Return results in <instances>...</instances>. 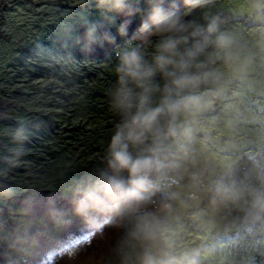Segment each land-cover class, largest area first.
Returning <instances> with one entry per match:
<instances>
[{
    "label": "rangeland",
    "instance_id": "374dc122",
    "mask_svg": "<svg viewBox=\"0 0 264 264\" xmlns=\"http://www.w3.org/2000/svg\"><path fill=\"white\" fill-rule=\"evenodd\" d=\"M176 3V11L188 20L193 21L197 13H206L200 17L203 22L205 16L218 17L219 32L230 38L226 48L209 45L200 56L209 76L214 77L223 68L218 62L224 52L242 59L245 52L239 44L248 53L257 45L264 50V45L256 40L264 34V16L257 14L253 0H193L195 6L185 4L184 0ZM138 6L142 11L132 20L128 38L148 11L147 0H140ZM233 14L238 21L233 17L231 24ZM124 19L117 16L115 24L102 19L95 0H0V183L13 189L11 196L0 195V264H42L45 260L49 264H141L146 252L159 257L165 244L177 257L199 253L201 264H264V225L254 223L249 215L252 190L264 188V144L245 161L239 162L242 157H238L234 160L238 162L226 169L234 158L229 147L242 137L236 135L245 134L240 116L234 119L241 122L236 130L226 120V113L208 119L206 122L215 128L198 140H191L187 151L191 163L180 164L186 169L179 166L169 171L140 213L99 216L104 228L93 235L74 214L72 192L82 179L95 177L106 168L111 138L121 120L110 108V92L116 81V52L126 39L117 34ZM250 21L255 26L248 27ZM88 22L102 24L98 34L110 31L116 43L94 46L84 55L77 51V57L73 51L69 58L46 56L50 48L56 47L57 52L60 47L62 53L74 45L82 48L83 41L77 43L76 38L84 37ZM233 30L235 36L231 34ZM251 38L252 45L246 44L245 40ZM155 42L153 38L144 49L149 61ZM38 66L53 70L45 73ZM211 66L217 71L210 72ZM256 67L260 70L264 66L261 63ZM235 69L239 67L235 65ZM154 79L162 92L167 81L159 73ZM47 88H57L52 91L63 96H45ZM212 89L206 92L209 98L213 96ZM161 92L153 95L152 103L160 102ZM43 115L49 119L45 133L30 134L35 139L32 148L24 143L23 158L12 159L9 149L17 147L12 138L14 129L21 123L28 127L30 121ZM195 117L181 114L177 120L182 118L184 122ZM249 118L251 121L254 117ZM168 119L161 118L162 128H167ZM201 145L212 147V151L206 153ZM218 155L222 160L216 159L208 166L206 162ZM221 167L224 168L219 171L229 170L221 184L235 188L239 193L237 199H220L213 188L203 194L209 187L211 172ZM236 173L242 177L233 178ZM53 208L59 213L55 218L49 214ZM145 213L155 214L160 221L156 238L150 241L137 235L138 217ZM85 237L89 242L76 249L75 258L70 260L66 252L63 256L55 255L64 244Z\"/></svg>",
    "mask_w": 264,
    "mask_h": 264
},
{
    "label": "clouds",
    "instance_id": "9594fccd",
    "mask_svg": "<svg viewBox=\"0 0 264 264\" xmlns=\"http://www.w3.org/2000/svg\"><path fill=\"white\" fill-rule=\"evenodd\" d=\"M139 3L140 0H95L102 19L115 24L117 16L125 17L117 34L126 39L116 52V81L110 92V108L121 120L111 138L107 166L95 177L82 179L75 186L70 201L74 214L83 220L91 235L103 231L99 216L115 213L117 217H124L140 213L168 172L179 167L187 155L194 129L192 119L177 123V118L181 114L195 117L205 104V98L195 94L209 76L199 58L209 45L223 49L230 43V38L219 32L218 17H205L204 25L188 20L176 11L179 7L176 0L171 3L147 0L148 11L128 38L132 20L142 11ZM184 3L193 4V0H184ZM253 7L258 15L264 16V0H253ZM101 27L102 24L88 22L84 37L76 38L77 43L83 41V51L91 52L94 46H103L105 42L116 43L110 31L98 34ZM153 38L156 42L149 61L144 49L152 44ZM158 73L167 83L160 103L153 107V95L161 92L154 79ZM185 90H190V94L182 95ZM165 116L169 118L166 129L160 125ZM29 136V130L22 123L14 129L12 138L17 147L9 149L12 159L25 154L24 143ZM149 140L151 143H146ZM130 147L138 151L133 154ZM261 181L264 183V175ZM12 194L10 186L0 183V195ZM215 195L220 199L239 197L235 188L222 184L217 185ZM251 195L249 215L254 223L264 225V188L252 190ZM49 214L53 218L59 215L54 208ZM138 219L139 238L155 239L159 218L145 213ZM67 255L71 260L77 256V251ZM141 264H201V261L196 252L177 257L165 244V251L159 257L146 252Z\"/></svg>",
    "mask_w": 264,
    "mask_h": 264
},
{
    "label": "trees",
    "instance_id": "16d2710c",
    "mask_svg": "<svg viewBox=\"0 0 264 264\" xmlns=\"http://www.w3.org/2000/svg\"><path fill=\"white\" fill-rule=\"evenodd\" d=\"M204 14L206 15V13H197L196 18L193 21L201 25L206 24V19L204 20L205 22H203V20H200V17ZM244 14L245 16L247 15L246 13ZM235 16L237 15L233 14V16H231V22H230L231 24H232V19ZM205 17H208V16H205ZM225 17L226 19H228L227 14L225 15ZM235 18H236L235 20L238 21V18L237 17ZM192 19L193 18H191L190 20ZM235 20L233 22H235ZM247 26L253 27L255 26V24L253 23V21H250L247 24ZM246 29L247 27L245 26L244 31ZM231 34L235 36L234 30L231 32ZM245 34H250V33L245 32ZM233 39L235 40V42L237 43L239 42L235 37H233ZM252 40L253 38H251L250 40H245L246 44L248 45L251 44ZM256 40L259 44L264 45V34H262ZM239 45L242 48H244V52H245L242 59H235L233 57H229L228 53L224 52V56L222 57L221 61L218 62L220 64H223V68L218 71L217 69L219 68V65H218V68H215L214 66H211L210 68H208L210 69L209 70L210 72L216 70L218 74L215 75L214 77L208 76L206 82L201 84L199 89L196 90L197 94L198 93L201 95L203 94L205 98V104L203 108L197 113L196 117L192 118L193 120L192 127L194 129L192 140H198L200 136L206 135L207 132H210L211 130H213V128H215L214 126H211L209 122H206L208 119H212L214 118V116L219 117L221 114L226 113L228 115L226 120L230 121L231 127L236 130V129H240L241 122L239 120H234V119L239 116L242 117V120L244 122L242 129L244 130L245 134L236 135L237 137H240V136L242 137L237 138L236 139L237 143L232 145V147H229V152L231 153L230 156L234 158L232 160L233 162L231 163L228 162L229 164L227 166L229 168H226V169H231V167H233L238 161L239 162L245 161L249 156H252L253 152L256 151V148L260 147L261 144H264V73H261V71L264 72V67L260 70H259L260 67H256L261 63L264 66V50H263V47H261L260 45H257L256 49H252L253 50L252 53H248V51L246 50L247 48L245 46L241 44ZM55 49L56 47L48 49L47 50L48 55L46 54V56L69 58V56L73 54V52H74L73 56L75 57H77V51L81 52L82 55L86 53V51H83L81 47H76L75 45L72 47L71 50L69 51L66 50L65 53H62L60 47H57V49L59 50L57 52L55 51ZM25 52L29 53V51H25ZM67 53H69V55ZM225 60H228V62L230 63V66H229V63L227 65L225 64ZM212 63L215 64L216 62L214 61ZM235 65H237L239 69H235ZM38 68H41V70H44L45 73L47 71L51 72V69H52V67L42 68L40 66H38ZM247 69H252V71H247V72L243 71ZM211 83H213L214 86ZM208 88H213L211 90L213 92V96L211 98H209V96L206 94ZM47 89L48 90H46L45 96L50 97L55 94H60L61 96H63V93L61 92L52 91V90H56L57 88L55 89L47 88ZM188 93H190L189 90L182 93V95H187ZM160 95H162V92L160 93ZM159 103H155V104L152 103V106L155 107ZM250 116L254 117L251 121H250L251 118H249ZM48 121H49L48 116L43 115L42 118H36L33 121H30L29 122L30 125L27 127V129L29 130L30 134H38V135L43 134L46 131L45 125H47ZM182 121L183 119L180 118L177 120V123H182ZM222 131L226 132L228 130L222 129ZM33 138L34 137L29 136V140L25 142L27 143L26 146L28 145L30 148H32V142L33 140H35ZM219 141L221 142L222 140H219ZM223 141H225V139H223ZM35 142L37 143L39 141H35ZM148 142L151 143L150 140ZM201 147L205 148L206 153H209L212 151V147L206 148L204 145H201ZM130 151H132L133 154H135L138 151V149L130 147ZM21 157L23 158V155ZM238 157H242V158L234 162V160ZM216 159H219L220 161L222 160L221 156L218 155V156H215L214 158H211V161L206 162V163L209 166V164L214 163ZM185 163L187 165L191 163V161L189 160L188 154L180 162V164H184V165ZM184 165H179V166L181 169H186V166ZM223 168L224 167L216 168L215 171L211 172L213 175L208 180L209 187L205 188V191H203V194L207 193L208 190L211 191L212 188L216 189L217 187H214V186L219 184V182L220 184L222 183V181L224 180L225 174H227V172L229 171V170L224 171V172L219 171V169H223ZM188 169H199V168H188ZM244 169H249V168H244ZM241 177H242L241 174L236 173L235 177L233 178H241ZM248 185L255 187V185L252 183H249ZM208 196H210V194H208ZM213 196H214V191L212 192L211 197ZM227 211H228V208H227ZM247 231H245L244 234L247 233ZM231 238H233V236H231Z\"/></svg>",
    "mask_w": 264,
    "mask_h": 264
},
{
    "label": "snow or ice",
    "instance_id": "6c2138e0",
    "mask_svg": "<svg viewBox=\"0 0 264 264\" xmlns=\"http://www.w3.org/2000/svg\"><path fill=\"white\" fill-rule=\"evenodd\" d=\"M88 242L89 241L87 237H85L83 240H71L70 242L64 244L63 248L60 251L56 252L55 255L63 256L65 252L70 253ZM49 255H52V254H49ZM42 264H49V262L45 260V261H42Z\"/></svg>",
    "mask_w": 264,
    "mask_h": 264
}]
</instances>
